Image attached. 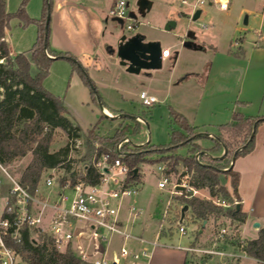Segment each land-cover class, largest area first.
<instances>
[{
  "label": "rangeland",
  "instance_id": "374dc122",
  "mask_svg": "<svg viewBox=\"0 0 264 264\" xmlns=\"http://www.w3.org/2000/svg\"><path fill=\"white\" fill-rule=\"evenodd\" d=\"M125 1L127 3V15L130 20L119 24L116 19L109 14L106 18L108 24L113 26L114 31L120 35L137 33L149 39H155L160 44L161 49H167L166 51L169 53L168 58L166 57L162 59L161 68L152 73V76H154L155 79L150 86L153 88L154 95L160 103L149 108L142 106L138 100V92L140 89L138 84H135L133 88L131 87L130 91H132V95L120 91V84L122 82L126 83V75L119 71L118 68H116V72H113L111 75L110 81L114 83L115 80L113 78L117 77L119 82L117 81L112 89L94 83L97 94L91 96L90 87L81 80L76 72L72 71L70 63L64 59H56L50 63L48 74L42 80V87L51 95L59 97L62 100L66 116L80 126L83 134H85L87 128H90L95 124L98 125L99 135L103 137L112 136L117 128L125 129L123 130L125 137L128 138L133 145H139L138 143L143 142L144 139H149L150 137L153 139L152 134H150L149 120L153 115H155V119L160 117V112L156 109L159 107L168 111V107L171 105L170 101L163 100L166 91L169 92L170 97H178L181 90H186L187 95L189 96H193V94L194 97L197 96L199 90L198 86L201 84L200 78L203 76L204 71L200 70V78L197 77L196 80L191 76H185L183 70L184 66L188 65L189 56L193 55V59H197V63L202 59L208 61L209 55L214 47L220 53H228L230 50L226 49L229 47L230 43L234 44L236 41L237 43H240L239 39H244V44H246L247 47H250V44L261 39L263 34L257 35L256 33L261 30L262 24L260 22V16L262 8L264 7V0H229L228 9L225 11H219L213 6L208 5L194 9L193 6L196 0H147L150 2V8L148 10L140 8V0ZM182 1L185 3L183 4ZM46 2H50V12L48 13L50 19L54 0H5V11L13 14L22 6L25 15L28 18L38 21L42 17L43 8ZM197 10L200 11V14L193 20L192 16ZM244 20H246V24L243 23ZM128 25L131 26V29L127 28ZM36 36L37 26L35 24H24L21 19L12 18L5 30L4 41L8 45L10 54L14 56L19 53L27 52L35 42ZM175 43H179L180 48L183 49H181L182 53L178 58L175 68L172 70L173 58L177 51V47L174 45ZM184 43H191L190 48H186ZM201 46L203 49L199 50ZM255 51L257 50H245L246 59H250L249 64H252L257 54L264 56V52L256 53ZM91 73L93 72L91 71ZM206 73L207 72H205L204 75ZM246 79L248 81H246ZM91 80L93 81L92 78ZM242 80V84H235L234 88L241 87V89L245 91L247 87L249 88V86L260 81V97L258 101L260 105L264 95V83H261L264 82L262 80V73H256L253 75L248 72L247 76ZM168 81L172 82L171 85L167 83ZM99 82L100 81H97V83ZM180 83H182L180 87H172ZM168 86H171V92L170 89H168ZM101 96H103V98H101ZM99 103H101L103 109H110L114 115L124 114L137 117L147 125L143 122L138 125L135 123V120L129 118L115 120L106 119L102 115ZM205 140L208 144L210 143L208 147L209 149L210 146L213 145V142L209 138H205ZM205 140L201 139L200 141ZM66 145L69 146V152L63 165L68 164L71 168L70 172H72V170H76L77 172L82 171L83 164L79 162V160L85 153L83 140H69L63 130L55 129L49 144V152H56ZM97 146L98 145L95 144V148H97ZM176 154L182 158L186 157L187 148L179 147L176 150ZM217 154L218 152L210 150L206 151L207 157L216 158L218 157ZM151 158L155 160L158 158V155L154 154ZM31 159L32 155L27 153L24 157L4 166L7 168L10 176L15 180L20 181L22 172L30 163ZM203 162H206V160H203ZM158 164L165 168V173L168 171L167 165L169 164V161L153 164L147 163L139 166V202L137 204L135 203V205L138 208H141L142 216L140 221L144 218L146 231H149V234L144 235L143 237L148 238L151 236L152 232L154 233L157 231L158 224H154V221H161V226L166 230H170L171 236L170 238H167L168 240L161 238L159 239V242L170 241L173 245H177L179 239L183 240V238H185L191 242L192 239L196 238L197 242L193 244L196 245L194 247L204 250L219 251L228 247L225 254H233L236 257L235 259L242 256L239 253L240 251H237V248L234 249L233 247L225 245L226 238L216 239L219 229L228 226L226 220L221 222L222 225H218L219 222L213 223L208 221V223L202 226L200 221H194L189 209L185 211L181 220L180 214L183 206L180 205V202L175 203L174 200L170 201L167 215L163 217V212L169 201V195L165 190H159L157 187L160 178L156 170ZM183 168L185 167H182L179 163L174 167L173 171H169L166 174H169L170 178L172 177V179L178 180L184 174ZM68 175L69 173H67L61 165L55 169L44 171L41 175L40 183L43 182L46 177L50 176L53 179L54 185L59 184V180ZM190 177L191 175L188 172V175L185 178L187 183L189 182ZM0 181L1 208L6 199L4 193L10 188V184L3 175H0ZM220 185H223L227 190H230L229 184L224 182L223 179L221 180ZM194 196L201 199H212L207 191H199ZM149 219H152L153 222ZM178 224H181L186 230L184 236L179 234ZM199 231L200 233H198ZM242 238L249 240V236H247L246 233L242 234ZM186 243L187 242L184 240L181 244L186 245ZM110 244L109 250L111 251V255H114L117 253V247L120 244L119 238L112 237ZM192 256L191 261L193 260L195 264H215L216 259H218V261L220 260V264L230 263L229 258L224 257L226 258L224 259L217 255L193 253Z\"/></svg>",
  "mask_w": 264,
  "mask_h": 264
},
{
  "label": "trees",
  "instance_id": "16d2710c",
  "mask_svg": "<svg viewBox=\"0 0 264 264\" xmlns=\"http://www.w3.org/2000/svg\"><path fill=\"white\" fill-rule=\"evenodd\" d=\"M49 12L50 2H46L41 19L32 20L25 15L22 6L16 13H7L5 0H0V164L9 165L30 153L32 159L22 172L19 183L31 194L40 183L44 171L61 165L69 175L61 178L59 184L68 182L72 186L78 179L87 184H96L98 172L91 164L92 159L97 160L102 154H109L110 159H114L115 145L126 138L123 132L125 129L118 128L112 136H100L97 124L83 134L80 127L66 116L62 100L42 87V80L48 74L50 63L56 59H64L70 63L72 71L90 87L91 96L97 94L85 69L74 56L51 49L49 27H45V18ZM12 18H19L24 24L32 23L37 26V36L32 47L27 52L14 56L9 53L8 45L4 41L5 30ZM263 121L264 117L245 118L240 113H233L230 122L217 127L218 141L211 139L213 145L205 150L218 152L219 155L224 147V156L215 159L200 154L199 159L206 162L199 165L195 161V154L200 153L202 149L195 144L196 129L169 106L168 142L142 147L123 144L125 155L121 161L129 168V179L135 184L139 183L138 172L142 164L169 161L166 171L168 173L180 163L191 175L188 182L190 187L195 191H207L211 198L224 200L231 206L222 208L208 199L195 196L172 197L171 200L186 206L194 221H200L201 224L210 220L216 223L221 218L229 219L232 234L225 237V245L237 248L246 256L264 263V226L258 231L255 239L242 241L239 238L238 226L245 221V215L236 209L237 204L232 205L233 201L238 202V174L232 169L227 170L234 155L236 159L251 152L254 146V135L251 137L253 127ZM135 123L139 125V122ZM55 129L63 130L69 140H83L85 153L79 160L83 164L82 171L70 172V166L63 165L69 152L68 145L56 152H49ZM95 144L98 145L97 148ZM179 147L187 148L186 157L182 158L176 154ZM154 154L158 155L155 160L151 158ZM134 170H137L136 174L133 173ZM222 179L229 184L230 192L220 185ZM196 242L194 238V243ZM9 245L20 254L26 264H81L69 250L58 251L51 240L44 236L32 239L28 232H25L19 242Z\"/></svg>",
  "mask_w": 264,
  "mask_h": 264
},
{
  "label": "crops",
  "instance_id": "0c3cea01",
  "mask_svg": "<svg viewBox=\"0 0 264 264\" xmlns=\"http://www.w3.org/2000/svg\"><path fill=\"white\" fill-rule=\"evenodd\" d=\"M88 1L54 0L49 19V45L51 49L56 52H67L74 56L78 63L85 69L88 78L90 80L91 78L93 79V81L91 80L93 84H99L105 88L112 89L113 85L117 83L118 78L114 77L113 79L115 81L113 83L110 81L111 75L113 72H116L115 69L118 68L119 71L126 75V83L122 82L124 84H120V91L132 95V91H130L131 87L133 88L135 84H138L140 87L138 94L144 91L157 99L154 95L153 88L150 86L155 79L152 73L156 70L141 71L139 74H129L125 71V68L118 64L115 54H110L106 49L107 46L114 49L116 41L120 36L119 33L114 31L113 26L108 24L106 19L110 14L115 0ZM260 17V22L262 24L261 30L256 34H263V36L260 40L250 44V47H247V45L244 44V39H241L242 41L240 43H237V41L234 42V44L230 43L229 47L226 49L230 50L228 53H220L214 46H211L214 48H212V51L210 50L211 54L209 55L208 61L202 59L197 63V59L194 60L193 55L189 56L188 65L184 66L183 70L185 76H191L196 80L197 77L200 78V70L204 71V73L207 72L205 75L203 73L201 77L202 80L200 78L201 84L198 86L199 90L197 96L194 97V94L193 96L187 95L186 90H181L178 97H170L168 91H166L163 96V100H169L171 104L170 107L183 116L187 123L196 129L197 133L204 132L216 137L218 133L217 127L230 122L233 113H240L245 118L264 117V95L261 104L259 105L258 103L260 97V81L249 86V88L247 87L245 91L241 89V87L234 88L235 84H242V79L247 76L248 72L253 75L262 73V80L264 81V56L257 54L252 64H249L250 59H246L245 57V50H257L255 51L256 53L264 52V7L262 8ZM145 41L157 42L155 39H149L147 37H145ZM189 44L191 46V43ZM174 45H176L177 51L173 58L172 70L175 68L178 58L182 53L181 49H183L180 48L179 43H175ZM190 46L185 47L190 48ZM202 49L203 47L201 46L199 50ZM165 50L167 49H161V51ZM166 57H169V53ZM91 71L93 73H91ZM97 81L100 82L97 83ZM246 81L248 80L246 79ZM167 83L171 85L172 82L168 81ZM181 85L182 83L172 87H180ZM168 89H170L171 92V86H168ZM101 98H103V96H101ZM159 103L157 99V103L152 107ZM107 109H103V111L108 115H114L110 109ZM156 110L160 112V117L155 119V115H153L149 120L150 134H152L153 139L150 137L138 144H144L147 141L149 145H162L167 142L168 111L159 107ZM139 124H142V122H139ZM93 126L87 128L85 131L91 129ZM205 138L209 137H199L195 140V144L202 149L201 152H206L205 150L208 149L210 144H208ZM201 139L205 141H200ZM209 139L211 140V138ZM221 154L222 150L218 156ZM231 169L238 174L237 205L239 206L240 212L245 215V221L238 226V235L240 240H247L242 238V234L246 233L247 236H249V240H252L257 237L258 231L264 226V121L255 127L254 146L251 152L244 156L237 157ZM228 191L230 192L231 189ZM198 192L199 191H197V193ZM4 194L7 196V191ZM138 202V195L132 201H129V203L134 204ZM164 216L165 215H163V217ZM149 220L153 222L152 219ZM224 220L228 222L227 227L229 228V219L221 218L217 221L219 222L218 225H222L221 222ZM210 222L215 223L212 220H210ZM156 223L158 224V230L154 233L152 232L151 236L148 238L143 237L149 234V231H146V226L144 225V218L141 221L138 219L130 229L134 235L140 236L147 242L157 237L156 247L151 248L148 244L140 245L134 241L124 242L119 238L120 244L117 248L125 244L131 249L138 250L144 248L147 250L149 257L142 258L139 264H188L190 262L195 264L193 260L191 261L193 257L192 254L185 251V248L189 246H196L193 245L195 244L194 239H192L191 242L185 238H183V240L179 239L177 245H173L170 241L167 242L165 240V242H159L161 238H170L171 232L161 226V221H154V224ZM206 223H203L202 226ZM254 223L259 225L258 228L253 227ZM198 233H200V231ZM184 240L187 242L186 245L181 244ZM110 245L111 244H109L107 248V255L109 258L113 256L109 250ZM227 249L228 247L221 250L225 254ZM237 251L239 252L238 249ZM239 253L242 256L238 257V259H235L236 257L233 254H225V257L230 259V263L228 264H264L263 262L246 256L242 252ZM220 263V260H215V264Z\"/></svg>",
  "mask_w": 264,
  "mask_h": 264
},
{
  "label": "built area",
  "instance_id": "2783aa9c",
  "mask_svg": "<svg viewBox=\"0 0 264 264\" xmlns=\"http://www.w3.org/2000/svg\"><path fill=\"white\" fill-rule=\"evenodd\" d=\"M205 5L225 11L229 0H196L193 8ZM110 15L121 22L129 21L126 1L115 0ZM127 28L131 29V26ZM167 54L166 50L162 51L161 59L166 58ZM138 100L146 108L157 103L154 96L144 91L138 94ZM123 144L132 146L128 138L121 139L114 148V159H110L109 154H102L97 160L92 159L91 164L98 172L96 184H87L78 179L72 186L68 182L54 185L49 176L31 194L0 164V175L6 177L10 184L0 208V264H26L9 245L19 242L25 232L32 239L47 237L58 251L69 250L83 264H139L142 258H148L149 253L144 248L135 250L125 244L120 245L111 258L107 255L112 237H118L124 242L148 244L151 248L157 246V237L147 242L130 230L141 218L142 211L134 203H129L138 195L139 185L129 179V168L121 161L125 155ZM199 157L195 154L196 163L204 165ZM156 170L160 177L158 189L165 190L169 195L163 215L167 214L172 197L190 198L197 193L185 181L188 175L186 168H183L184 174L178 180L170 178L159 164ZM208 200L222 208L231 206L221 199ZM233 204L237 202L233 201ZM178 225L179 234L184 236L186 230L181 224ZM230 231L228 227H221L216 239L230 236ZM185 251L190 254L226 256L222 250H204L192 246L185 248Z\"/></svg>",
  "mask_w": 264,
  "mask_h": 264
},
{
  "label": "water",
  "instance_id": "95a60500",
  "mask_svg": "<svg viewBox=\"0 0 264 264\" xmlns=\"http://www.w3.org/2000/svg\"><path fill=\"white\" fill-rule=\"evenodd\" d=\"M140 4V8L141 9H149L150 8V2H148L147 0H140L139 2ZM200 14V11L197 10L193 16L192 19H196ZM116 21L121 24L122 22L120 20ZM49 23V15H46L45 18V27L48 26ZM244 24H246V20H244L243 22ZM167 29V27H166ZM184 46L188 47L190 46L189 43H185ZM106 49L108 50V52L110 54H115V57L118 61V64L125 68V71L129 74H139L141 71H152V70H158L161 68V48L158 42H151V41H145V37L139 34H133V35H126V34H121L119 36V38L116 41L115 44V48H111L109 46L106 47ZM51 59H54L52 57H50ZM99 107L102 111V115L104 118L109 119V120H115V119H120V118H129V119H133L135 121H138L140 119H138L137 117H132V116H127L124 114H118V115H108L103 111V107L101 105V103H99ZM141 122H143L141 120ZM144 123V122H143ZM145 124V123H144ZM147 125V124H145ZM254 131H255V126L253 127V132L251 137L254 135ZM196 137H209L213 140L218 141L217 137L215 136H211L207 133L204 132H200L196 134ZM129 140V139H128ZM130 141V140H129ZM147 144V141L144 144H139V145H133L131 143V145L133 147H141ZM239 151L236 150L235 153H237ZM200 154H205L206 152H200L198 153V155ZM225 154V148L222 147V154L218 157H216L215 159H221ZM212 158V157H209ZM235 161V155L232 157L231 159V163L229 168H227V170L231 169V166L233 164V162ZM134 174L137 173V170L133 171ZM236 209H239V206L236 205ZM187 210V207L184 206L181 210V220L183 218V213L184 211ZM180 220V221H181ZM258 224L254 223L253 227L254 228H258Z\"/></svg>",
  "mask_w": 264,
  "mask_h": 264
}]
</instances>
